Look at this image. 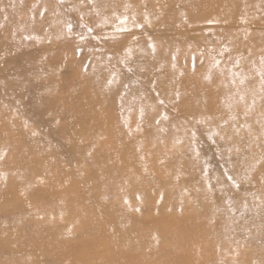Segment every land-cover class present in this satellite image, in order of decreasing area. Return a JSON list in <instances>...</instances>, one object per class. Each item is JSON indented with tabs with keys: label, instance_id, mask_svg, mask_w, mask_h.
Returning <instances> with one entry per match:
<instances>
[{
	"label": "rangeland",
	"instance_id": "374dc122",
	"mask_svg": "<svg viewBox=\"0 0 264 264\" xmlns=\"http://www.w3.org/2000/svg\"><path fill=\"white\" fill-rule=\"evenodd\" d=\"M0 264H264V0H0Z\"/></svg>",
	"mask_w": 264,
	"mask_h": 264
},
{
	"label": "bare ground",
	"instance_id": "6f19581e",
	"mask_svg": "<svg viewBox=\"0 0 264 264\" xmlns=\"http://www.w3.org/2000/svg\"><path fill=\"white\" fill-rule=\"evenodd\" d=\"M190 10V9H189ZM192 10V9H191ZM194 13H192V15H193Z\"/></svg>",
	"mask_w": 264,
	"mask_h": 264
}]
</instances>
